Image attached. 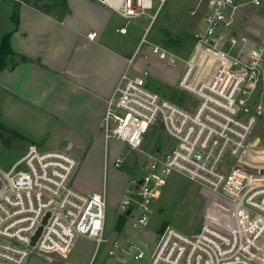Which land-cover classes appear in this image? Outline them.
<instances>
[{
    "label": "built area",
    "instance_id": "1",
    "mask_svg": "<svg viewBox=\"0 0 264 264\" xmlns=\"http://www.w3.org/2000/svg\"><path fill=\"white\" fill-rule=\"evenodd\" d=\"M94 1L128 20L143 15L154 20L164 0L154 15L155 0ZM202 1L206 13L179 82L197 99L196 108L152 90L147 71L129 75L134 59L106 102L101 131L107 141L139 152L155 126L177 141L172 150L145 154L119 205L118 218L136 235L113 243L109 255L116 264H264V160L251 140L264 119L258 97L264 86V0ZM247 9L253 10V25L241 31L242 20L250 19ZM150 48L169 67L181 60L160 46ZM121 166V160L115 162ZM77 168L73 156L34 144L9 168L0 167V264H26L34 253L65 256L78 237L93 240L97 248L105 242L107 193L84 194L72 187ZM173 174L221 201L196 236L166 226L146 242L154 205Z\"/></svg>",
    "mask_w": 264,
    "mask_h": 264
},
{
    "label": "crops",
    "instance_id": "2",
    "mask_svg": "<svg viewBox=\"0 0 264 264\" xmlns=\"http://www.w3.org/2000/svg\"><path fill=\"white\" fill-rule=\"evenodd\" d=\"M6 1L9 9L2 15ZM60 2L65 5L54 6L46 12L21 0H0L1 34L14 31L11 17L14 11L19 15L18 29L11 37L16 63L0 73V100L5 110H12L20 101L39 106L53 124L62 127L65 141L58 148L48 150L37 146L76 158L75 178L90 185L82 186L84 194L105 191L108 201L109 195L114 199L118 212L139 166L131 171L123 186H106L103 176L110 169L111 161L109 141L101 125L106 102L134 59L145 34L130 40L127 38L130 32L123 22L126 18L94 0ZM201 3L204 2L199 0L196 11L192 12L199 14L195 31L206 13V6L199 13ZM93 34L96 37L91 39ZM149 233L148 228L143 238Z\"/></svg>",
    "mask_w": 264,
    "mask_h": 264
},
{
    "label": "rangeland",
    "instance_id": "3",
    "mask_svg": "<svg viewBox=\"0 0 264 264\" xmlns=\"http://www.w3.org/2000/svg\"><path fill=\"white\" fill-rule=\"evenodd\" d=\"M48 6L56 3L55 0H44ZM199 0H164L154 20L148 16H139L126 19L127 38L144 36L146 42L140 44L133 65L129 70L131 76H144L152 90H159L167 99L189 110L196 108L197 99L179 88V82L185 70V60L190 58L194 48L193 33L198 20V15L192 14ZM160 1L155 0L154 15L160 6ZM8 1L4 4L2 15L8 11ZM199 13L205 11V4L201 3ZM246 19L242 28L248 24L253 25L252 9H247ZM203 22V21H202ZM200 23V25L202 24ZM247 24V25H246ZM147 30V31H146ZM245 31V30H244ZM146 32V33H145ZM157 45L175 54L181 60L176 67H169L167 62L154 54L150 45ZM264 107V86L258 94ZM0 99L2 95L0 92ZM0 100V167L9 168L27 151L30 145H38L42 149L58 148L65 139V131L57 123L53 124L51 118L44 111L26 101L15 103V108L5 110ZM264 160V119H260L251 137ZM177 141L168 135L160 126L151 127L146 133L143 145L139 152L130 150L124 144L110 140L108 143L110 169L107 171L106 186H123L128 181L131 171L145 162L146 153L154 152L157 148L172 150ZM117 158L122 159V166L115 167ZM114 163V164H113ZM141 164V165H140ZM140 171H138L139 173ZM71 185L76 190L84 193L82 186H90L73 176ZM110 194V192H109ZM218 197L208 190L193 183L180 174L169 177L168 186L163 190V196L157 204L156 211L150 217V235L142 238L144 241H154L158 231L170 226L184 235L196 236L209 210L213 208ZM107 235L105 242L97 248L96 242L85 237H78L71 251L65 256H51L34 253L26 264H116V259L109 255L113 243L130 234L135 236L131 224L126 223L117 216V204L109 195L107 212ZM124 231V232H122ZM135 262L134 264H144Z\"/></svg>",
    "mask_w": 264,
    "mask_h": 264
},
{
    "label": "trees",
    "instance_id": "4",
    "mask_svg": "<svg viewBox=\"0 0 264 264\" xmlns=\"http://www.w3.org/2000/svg\"><path fill=\"white\" fill-rule=\"evenodd\" d=\"M27 4H32L35 7H39L43 5V10L49 12L54 6L60 7L61 5H65L60 0H55L56 3L53 6H48L44 3V0H21ZM11 21L14 25V31L1 34L0 33V73L6 69L12 68L16 63V53L14 52L11 45V37L12 34L18 29L19 26V15L17 11H14Z\"/></svg>",
    "mask_w": 264,
    "mask_h": 264
},
{
    "label": "water",
    "instance_id": "5",
    "mask_svg": "<svg viewBox=\"0 0 264 264\" xmlns=\"http://www.w3.org/2000/svg\"><path fill=\"white\" fill-rule=\"evenodd\" d=\"M42 8H43V6L40 5V6H39V9H42ZM45 222H46V219H45L44 223H45ZM41 231H42V229H40V230L37 232L36 236L33 238V240H32V246H35L36 241H37L38 237L40 236Z\"/></svg>",
    "mask_w": 264,
    "mask_h": 264
}]
</instances>
